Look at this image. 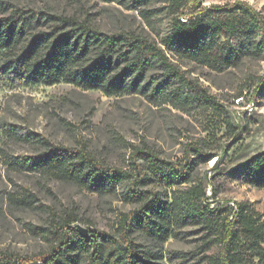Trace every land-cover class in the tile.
Returning <instances> with one entry per match:
<instances>
[{
	"label": "trees",
	"instance_id": "1",
	"mask_svg": "<svg viewBox=\"0 0 264 264\" xmlns=\"http://www.w3.org/2000/svg\"><path fill=\"white\" fill-rule=\"evenodd\" d=\"M138 9L148 24L164 12L167 31L157 38L133 30L103 31L91 20L37 8H13L0 16V80L7 86L52 85L61 81L107 95L139 93L175 107H216L214 96L190 76L179 60L223 71L247 59L264 60V15L246 0L203 5L200 0H107ZM1 10V9H0ZM154 28V25H149ZM264 88V74L253 81ZM227 127L236 133L231 119ZM33 154H3L10 168L51 175L92 192L120 193L132 206L118 213L111 230L82 236L77 215H55L29 228L49 242L34 254L0 249V264H160L159 249L134 239L145 235L162 247L188 224L203 230L202 264H264V218L247 201L236 207L210 206L195 172L212 153L196 142L182 160L161 157L146 145L131 144L128 167L96 158L84 145L41 141ZM247 182L264 186V150L240 168ZM161 188V189H159ZM10 202L32 206L31 193H12Z\"/></svg>",
	"mask_w": 264,
	"mask_h": 264
},
{
	"label": "rangeland",
	"instance_id": "2",
	"mask_svg": "<svg viewBox=\"0 0 264 264\" xmlns=\"http://www.w3.org/2000/svg\"><path fill=\"white\" fill-rule=\"evenodd\" d=\"M203 5L233 0H200ZM264 15V0H246ZM163 5L155 0L150 7ZM37 8L75 14L91 20L103 31L133 30L157 38L170 23L161 12L148 24L138 9L107 0H0V16L15 8ZM149 25H154V28ZM190 76L214 96L216 107L182 109L139 93L107 95L99 89H84L61 81L52 85L7 86L0 80V249L34 254L49 242L30 230L47 225L55 215L70 212L84 226L111 230L118 213L132 205L120 193L92 192L51 175L10 168L3 154H33L41 141L67 146L84 145L96 158L128 167L130 145H146L161 157L182 160L185 149L196 142L212 156L195 172L209 196L218 203L236 207L247 201L264 218V186L247 182L241 165L264 150V88L253 81L264 74V60L247 59L239 67L223 71L179 60ZM231 119L236 133L227 127ZM161 189V188H159ZM31 193L32 206L10 202L9 195ZM162 247L152 245L138 231L134 239L147 248L159 249L160 264H202L203 230L188 224Z\"/></svg>",
	"mask_w": 264,
	"mask_h": 264
},
{
	"label": "water",
	"instance_id": "3",
	"mask_svg": "<svg viewBox=\"0 0 264 264\" xmlns=\"http://www.w3.org/2000/svg\"><path fill=\"white\" fill-rule=\"evenodd\" d=\"M73 226L76 228V230L84 237L89 236V229L87 226H84L82 223L79 221H76L73 223Z\"/></svg>",
	"mask_w": 264,
	"mask_h": 264
}]
</instances>
